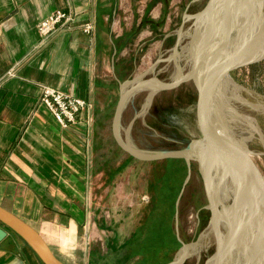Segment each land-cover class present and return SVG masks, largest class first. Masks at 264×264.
Wrapping results in <instances>:
<instances>
[{
	"label": "crops",
	"instance_id": "obj_1",
	"mask_svg": "<svg viewBox=\"0 0 264 264\" xmlns=\"http://www.w3.org/2000/svg\"><path fill=\"white\" fill-rule=\"evenodd\" d=\"M57 9L72 10L76 20L41 36L37 24ZM153 11L122 8L119 0H0V206L36 229L59 257L80 249L79 231L86 237L95 181L102 171L116 176L123 165L113 114L136 60L132 36L145 31ZM87 22L90 33L82 30ZM42 85L90 105L62 128L39 103ZM259 93L256 105L264 112ZM0 264L43 263L8 230Z\"/></svg>",
	"mask_w": 264,
	"mask_h": 264
},
{
	"label": "rangeland",
	"instance_id": "obj_2",
	"mask_svg": "<svg viewBox=\"0 0 264 264\" xmlns=\"http://www.w3.org/2000/svg\"><path fill=\"white\" fill-rule=\"evenodd\" d=\"M119 1L122 8H154L148 14L149 24H146L145 31L136 30L132 36L137 46H133L136 60L130 72L131 78L150 68L136 83L150 78L169 83L178 75L176 63L185 75L191 64L189 45L193 35L194 14L204 7L206 0H157L159 4L155 0ZM221 9L222 3L218 2L214 11L218 15L216 18L223 16ZM204 18L200 20L202 30L207 25V19ZM181 23L182 38L178 56L174 59L171 58L172 48ZM223 36L225 38V34ZM229 74L234 84L229 86L228 91L226 89L227 92H222L224 114L226 110L248 114L250 121L256 123L257 132L252 134L247 149L250 152L261 151L264 112L256 105V96L260 94L259 91H264V57L239 61ZM224 75L227 77L226 70ZM150 90L147 86L141 88L127 100L119 125L120 134L126 142L140 150L154 153L185 147L190 140L203 136L199 119V95L194 80L189 78L172 88ZM233 115L227 118L225 114L230 119L228 122L242 126L246 123L243 116ZM108 134L106 132L107 139L103 140L105 144H108ZM105 151L108 153L107 149ZM247 156L254 159V156ZM116 158L123 162L116 176L102 171L99 181H95L91 189L93 195L84 229L86 237L83 229L78 234L80 249L67 256L60 255L61 258L56 256L64 264H149L145 261L146 256L155 253L154 263H158L163 254L161 251L165 248L170 251L168 260L163 264L174 261L181 249L175 232L176 211L178 235L184 243L198 240L211 219L206 187L198 173L196 160L192 162L191 177L176 206L186 176V173L182 175L179 163L171 160L141 161L123 151H118ZM254 164L264 188V155L256 156ZM228 204H231L230 200ZM168 215L170 229L178 242L166 244L162 248L158 244L162 241L165 229L157 225L166 220ZM214 246L213 242H209L198 251L191 250L181 264H211L209 261L214 254Z\"/></svg>",
	"mask_w": 264,
	"mask_h": 264
},
{
	"label": "water",
	"instance_id": "obj_3",
	"mask_svg": "<svg viewBox=\"0 0 264 264\" xmlns=\"http://www.w3.org/2000/svg\"><path fill=\"white\" fill-rule=\"evenodd\" d=\"M219 0H206L204 7L194 14V26L192 30V37L190 41L189 55L191 58V64L189 71L183 75L180 67L176 63L177 73L180 74L179 77L174 78L172 82L164 83L158 79L150 78L148 80H142L139 83H135L138 79L142 78L150 68L145 72L139 74L128 80L126 83L121 85V90L119 94L118 101L115 106L113 120H112V134L118 147L129 154V156L141 160V161H159L165 159H176L181 158L186 164V176L183 180L182 187L176 199V206L179 203L181 195L183 193L184 186L187 184L191 177L192 172V162L191 159L194 155V142L207 141L214 145L221 156L225 159L232 161L233 164L238 166L244 173L245 179H241L236 176V180L241 182H246L247 188L249 189L246 200L244 204H241L239 198H234L231 202V213L226 221L227 229L225 231L224 237L221 239L216 233L214 254L211 258H214V264H237V260L234 259L233 250L234 244L236 242V233L249 219L251 213L256 211L257 205L262 199L264 194V188L262 182L258 177L256 166L254 164L255 157L259 155H264V141L261 139L263 144V150L250 152L248 149L237 145L230 135L221 130L217 123L212 119L209 106L212 101L214 93L220 94V89L222 86L223 79L216 75V71L221 65L226 64L225 70L228 78L230 77L231 68L239 63V61L257 60L264 57V11L262 19L257 25L253 33L249 32V28L246 27L244 31H237L239 25L243 26L247 22V17L243 18H232L231 7L232 3L228 6V15L225 20L220 17L216 18L218 15L215 14V8ZM249 9V8H248ZM230 13V14H229ZM213 16H212V15ZM212 17V21L209 20L210 26H204L203 30L201 28V18L203 16ZM215 18V19H214ZM221 20V21H219ZM242 22V23H241ZM213 23V24H212ZM245 23V24H244ZM182 23L179 27V34L172 48L171 58L176 59L178 56V47L180 40L182 38ZM236 30V31H235ZM234 33L233 36L231 34ZM246 31V32H245ZM251 33V34H250ZM225 34V39L223 38ZM242 35V42L238 44L237 48H232L226 53L221 54L218 57L208 59L205 49H208V45H211L218 39L222 41L221 49L224 48V40H231L232 42ZM244 38V39H243ZM199 71V73H198ZM192 79L196 85L198 95H199V119L202 127V137L192 139L188 142L185 147L179 149H172L162 152H148L140 150L135 146L126 142L120 134V117L127 104V100L131 94L141 89L142 85H147L149 82H157L159 86L155 88H172L178 85L181 81L185 79ZM128 84V88L125 86ZM132 84V85H131ZM247 155L254 156L253 161H251ZM197 169L200 177L202 178L207 195V207L211 213V220L216 219V201L214 195L210 191V187L207 178L203 174L202 165L199 160L196 161ZM210 191V192H209ZM237 197V196H236ZM230 210V209H229ZM8 230L14 232L19 236L37 255L43 264H64L60 259L53 253L50 246L40 235V233L34 229L27 222L23 221L13 213L4 209L0 206V242L7 236ZM175 232L178 241L181 243V249L183 248L184 254L179 260H174L168 264H181L190 255V243H184L178 235V215L177 211L175 213ZM246 257V256H245ZM260 264H264V250L260 255ZM244 260L240 264H247Z\"/></svg>",
	"mask_w": 264,
	"mask_h": 264
},
{
	"label": "bare ground",
	"instance_id": "obj_4",
	"mask_svg": "<svg viewBox=\"0 0 264 264\" xmlns=\"http://www.w3.org/2000/svg\"><path fill=\"white\" fill-rule=\"evenodd\" d=\"M219 2L222 3L223 6V9H221L220 11L221 14L224 13L223 14L224 25L228 15L227 8L231 3H232V7H231L232 10L230 13L232 15V18L235 17L237 19V18H243L245 16L248 18L246 24L244 23L245 25L238 26L237 31H244L246 27H248L249 32L253 33L262 19V15L264 11V0H219ZM211 15L204 18L205 20L207 19L208 22V23L206 22L207 27L210 26L209 20L210 21L213 20ZM223 16L220 19L223 20ZM242 35L244 34L241 35L239 34L238 37L233 42L231 40L228 41L224 40L223 50L221 49L222 41H220L219 39L214 43H212L211 45H208L207 46L208 49L207 48L205 49L208 59L218 57L221 54L228 52L232 48H237L238 44L242 42L241 41ZM225 65L226 64L221 65L216 71V75L220 76V78L223 79V81L220 89V94L214 93L212 97V101L209 106L210 108L209 112L212 119L217 123V125L221 128L222 131L228 133L232 138V140L237 145L247 149L249 146V141L252 138V134H255V132H257V129L255 127L256 123L254 124L253 121H250L251 117H248L249 115L244 113V111H241L240 114V111L238 110L235 112L231 110H226L228 116L227 118H229L233 114L234 115L238 114L240 116H243L246 119V123L243 126L239 124L234 125L233 123L228 122L230 119L228 120L225 117L226 113L224 114L225 107H224V103L222 102V92L226 91V89L228 91L229 86L230 85L232 86L234 84L230 78L225 77L224 75V70L226 67ZM179 76L180 74L178 73L177 77ZM146 86L149 87L151 90L152 89L155 90V87L159 86V83L149 82L147 85L143 84L141 87L144 88ZM151 90L150 92L153 91ZM242 128L245 131L244 134H242L243 131ZM230 132H233L232 135L230 134ZM193 146H194L195 156L191 159V161L199 160V162L202 165L203 174L207 178L210 191L214 195V199L216 201L217 214L215 221H212L210 219L209 225L201 233L198 240L192 242V244L190 245V252L191 250L198 251L201 247L207 245L209 242L215 243L216 233L221 239L224 237L225 231L227 229L226 221L228 220L231 213V206L230 204L227 205V201L230 200L231 202H233L234 198H239L240 203L244 204L245 202L244 200H246L248 195L247 193L249 191L247 185H245L246 182L244 183L236 180V176H239L240 180L245 179V175L243 171L238 166L233 164L232 161L227 160L223 156H221V154L214 145L210 144L207 141L197 140L194 142ZM248 158L251 161H253L250 157ZM263 250H264V194L262 196V199L257 205L256 211H253L251 213L248 221L243 226H241L238 232L236 233V242L234 244L233 256L234 259L237 260L239 263L243 262L244 260L246 261V257H247L248 259L247 264H260L259 257ZM183 254H184V250L182 248L178 252V255L177 257H175V259L179 260ZM209 263L214 264L215 263L214 258H211Z\"/></svg>",
	"mask_w": 264,
	"mask_h": 264
},
{
	"label": "built area",
	"instance_id": "obj_5",
	"mask_svg": "<svg viewBox=\"0 0 264 264\" xmlns=\"http://www.w3.org/2000/svg\"><path fill=\"white\" fill-rule=\"evenodd\" d=\"M76 20V14L72 10L57 9L40 20L37 31L41 36H47L60 28H67ZM93 24L90 22L82 26V30L90 33ZM39 103L45 106L62 128L75 124L81 113L90 105L86 100L65 93L49 85L40 88Z\"/></svg>",
	"mask_w": 264,
	"mask_h": 264
},
{
	"label": "trees",
	"instance_id": "obj_6",
	"mask_svg": "<svg viewBox=\"0 0 264 264\" xmlns=\"http://www.w3.org/2000/svg\"><path fill=\"white\" fill-rule=\"evenodd\" d=\"M168 161V160H171V161H176L177 163H179V166H180V169L182 170V172H183V176L185 175V173H186V164H185V162H184V160L183 159H181V158H176V159H165V160H162V161ZM159 228H163V229H165L164 231H163V233H162V236H163V238H162V241H160V243H159V241H157L159 244H158V246H160V247H164L166 244H173V243H176V242H178L177 240H176V238H175V235L172 233V230L170 229V225H169V215H168V217H167V219L166 220H162V222L160 221L159 223H158V225H157ZM167 227V228H166ZM174 245V244H173ZM167 248V247H166ZM161 250V249H160ZM170 250L169 249H167V250H165V248L161 251V252H163V254H162V256L158 259V263H160V264H163L164 262H166L167 260H168V258H169V255H168V252H169ZM154 260V261H153ZM145 261L146 262H149V264H158V263H154L155 262V253L154 254H151V255H149V256H146V258H145ZM145 262V263H146Z\"/></svg>",
	"mask_w": 264,
	"mask_h": 264
},
{
	"label": "flooded vegetation",
	"instance_id": "obj_7",
	"mask_svg": "<svg viewBox=\"0 0 264 264\" xmlns=\"http://www.w3.org/2000/svg\"><path fill=\"white\" fill-rule=\"evenodd\" d=\"M198 170V169H197ZM214 248H215V246H214Z\"/></svg>",
	"mask_w": 264,
	"mask_h": 264
}]
</instances>
